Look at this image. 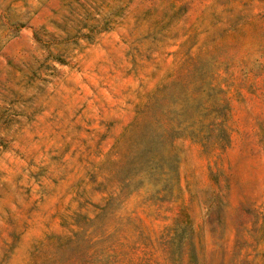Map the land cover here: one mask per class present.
<instances>
[{
	"label": "rangeland",
	"instance_id": "1",
	"mask_svg": "<svg viewBox=\"0 0 264 264\" xmlns=\"http://www.w3.org/2000/svg\"><path fill=\"white\" fill-rule=\"evenodd\" d=\"M0 264H264V0H0Z\"/></svg>",
	"mask_w": 264,
	"mask_h": 264
}]
</instances>
